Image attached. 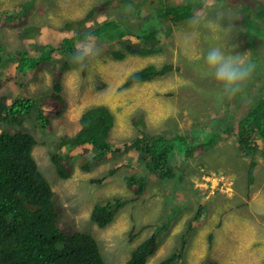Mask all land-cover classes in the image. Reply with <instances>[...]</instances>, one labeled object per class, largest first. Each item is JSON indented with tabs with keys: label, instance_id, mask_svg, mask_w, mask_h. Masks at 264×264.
I'll list each match as a JSON object with an SVG mask.
<instances>
[{
	"label": "rangeland",
	"instance_id": "1",
	"mask_svg": "<svg viewBox=\"0 0 264 264\" xmlns=\"http://www.w3.org/2000/svg\"><path fill=\"white\" fill-rule=\"evenodd\" d=\"M18 1L22 0H0V10L10 7L7 11L9 13ZM100 1L102 0H33L37 11L30 17V21L35 23V18L52 25L44 28V37L50 40L58 36L53 28L61 26L66 20L83 16L91 7L100 4ZM180 1L133 0L132 6L143 5L141 18L133 24L144 22L147 28H157V46L163 47L162 52L151 56H129L116 61L104 52L107 45L109 47L115 42L113 40L100 44L101 55L91 61L82 72H78L76 67L63 73L61 94L65 97L67 107L62 117L53 119V134L45 132L38 125L35 127L32 123H26L38 139L45 142L34 147L33 155L58 195L59 203L55 198L58 224L66 222L72 228H80L94 236L106 264H126L136 247L149 238L150 234L157 235V246L146 264H159L173 254L179 255V252L182 256L176 257V264H259L264 261V246L253 229L254 222L245 221L247 207L239 205L244 202V198L241 199L239 195L243 194L244 197L246 190L252 191L253 185L249 187L247 182L250 161L242 155L230 134L218 135L213 132L231 125L246 106L236 108L235 97L225 99L223 103L215 102L213 86L201 80L195 71V61L204 42L200 38H192L190 43H185L187 21L180 23L177 28L173 27L167 35L169 20L162 16L164 6ZM240 1L244 3L239 0H217L221 11L237 18L231 21L237 31L232 34L230 44L239 45L233 50V54L248 53L256 65L249 80L254 82L253 89L250 83L244 90L256 94L260 89L263 93L264 51L254 46L249 48L250 32L244 26L249 24L253 27L259 22L260 29L264 32V0H254L258 11L250 18L240 8L247 0ZM129 6L131 5L127 8ZM119 7L120 5H115L108 9L104 16L112 19L118 15H127ZM44 8L47 11L44 12ZM42 15H45V21ZM96 21L101 22L102 17H97ZM228 22L227 18L223 21L225 26ZM18 31L17 27H10L0 21V41L6 50H23L29 47L27 43L30 41L23 42L18 37ZM257 34L259 35L258 32ZM254 41L260 42L258 39ZM53 56L59 58L56 53ZM60 62L57 60L52 64L59 68ZM150 62L158 65L172 62L175 66H180L181 70L129 89L118 90L131 72ZM14 66V61L9 60L0 64V70L16 74ZM24 74L17 84H24L25 92L39 100L52 88L54 79L46 68L40 67ZM99 81L105 83L101 89L96 86ZM11 82L15 84L14 81ZM185 83L190 84V90L181 88L182 85L188 86ZM5 89L6 86L3 90ZM95 104H106L115 115V125L110 132V139L114 144H122L136 136L133 119L141 113L147 130L180 134L184 140H180L178 144L182 148L177 147L172 154L175 178L162 183V179L159 180L145 168L144 162L129 154L111 155L93 166L91 149L86 154L87 160L77 155L67 179L59 178L50 162L49 150L52 146L48 143L60 135L75 134L80 128L82 113ZM206 137L217 139V145L209 146L204 151L195 149L190 157L186 155L185 147L188 148ZM257 153L256 160L264 158L261 152ZM84 162L89 163L91 169H85ZM109 170L113 172L108 173ZM207 170L212 173L203 172ZM129 174H137L146 179L147 188L142 195H135L127 186L126 176ZM96 177L102 183L91 182V178ZM234 183L238 190L232 188ZM115 197L129 201L111 224L99 227L89 218L92 208ZM202 203L206 208L205 215L191 225L189 219L196 211L201 210L199 207L201 208ZM163 223L168 224L166 230L160 227ZM209 235H212V239Z\"/></svg>",
	"mask_w": 264,
	"mask_h": 264
},
{
	"label": "trees",
	"instance_id": "2",
	"mask_svg": "<svg viewBox=\"0 0 264 264\" xmlns=\"http://www.w3.org/2000/svg\"><path fill=\"white\" fill-rule=\"evenodd\" d=\"M100 2L83 16L66 20L61 26L53 28L58 36L50 40L44 37V28L52 25L35 18V23L30 21V17L37 11L33 0L18 1L9 13L7 11L10 7L0 10V21L10 27H17L18 37L23 42L30 41L27 43L29 47H25L26 50L15 51L6 50L0 41V64L13 60L16 72L9 74L13 72L0 70V264H106L94 236L80 228H72L66 222L61 221V224H58L59 214L55 206V198L59 203L58 195L33 155L34 147L45 142L40 141L26 124L32 123L35 127L38 125L45 132L53 134V119L62 117L67 107L65 97L61 94V78L64 72L77 67L71 62V56L76 44L85 34H93L99 44L115 40L109 47L107 45L104 52L116 61L129 56H151L163 51V47L157 46V28H147L144 22L133 24L141 18L143 5L132 6L133 0ZM239 2L244 3L240 0ZM246 2L240 8L247 18H250L258 10L254 0ZM199 3L200 0H181L176 4L164 6L162 16L169 20L167 35L173 27L177 28L180 23L187 21ZM127 4L131 6L127 8ZM115 5H120L119 8L127 15L108 19L104 13ZM43 11H47V8ZM42 16L45 21V15ZM97 17H102V21L97 22ZM244 29L250 32L249 48L254 46L264 51V32L260 29V23L253 27L247 24ZM54 53L59 55L58 59L53 56ZM57 60L61 61L59 68L52 64ZM40 67L46 68L54 79L52 88L45 92L48 94L41 100L29 92L26 93L24 84H17L18 79L25 75L24 72L35 71ZM179 70L180 66H175L172 62H164L161 65L150 62L131 72L118 90L154 81ZM250 83L253 89L252 81H248L245 88ZM185 84L188 86L182 85L181 88L190 90V84ZM96 86L101 89L105 83L99 81ZM243 93L245 94L241 98ZM263 93L260 89L256 94L243 90L234 99L236 108L246 106L243 112L239 113L240 116L238 114L231 125L213 131L218 135L230 134L242 155L248 157L250 167L256 163L257 152L264 156ZM115 121L114 113L106 104L88 107L80 117V128L75 134H63L48 143L52 146L49 157L55 174L59 178L67 179L71 175L77 155L87 160L86 154L91 149L93 166L111 155L129 154L144 162L145 168L159 180L162 179V183L175 178L172 154L177 147L182 148L178 144L180 140H184L180 134L147 130L144 115L141 113L133 119L136 136L122 144H114L110 139V132ZM36 131L39 132L38 129ZM216 142L217 139L214 140L213 137L202 138L188 148L185 147L186 155L190 157L195 149L204 151L209 146H216ZM83 167L91 169L92 166L84 162ZM112 172L113 170H109L108 173ZM203 172L212 173L211 170ZM91 182L102 183L97 177L91 178ZM126 184L137 196L142 195L147 188L146 179L137 174L127 175ZM128 201L115 197L100 202L94 205L89 218L104 228L112 223ZM200 206L201 210L196 211L189 219L191 225L205 215L204 203ZM160 227L166 230L168 224L163 223ZM209 238L212 239V235H209ZM156 246L157 235L150 234L149 238L136 247L126 264H146ZM181 256V252L179 255L173 254L159 264H176V257ZM259 264H264V261Z\"/></svg>",
	"mask_w": 264,
	"mask_h": 264
},
{
	"label": "clouds",
	"instance_id": "3",
	"mask_svg": "<svg viewBox=\"0 0 264 264\" xmlns=\"http://www.w3.org/2000/svg\"><path fill=\"white\" fill-rule=\"evenodd\" d=\"M225 18L229 21L227 26L223 23ZM233 20L237 18L221 11L217 0H200L187 20L185 43H190L192 38L204 42L195 61V71L201 80L213 86V99L218 104L242 93L256 70L248 53L233 54L239 46L230 44L232 34L237 31L231 23ZM101 53L97 38L88 33L76 44L71 62L82 72Z\"/></svg>",
	"mask_w": 264,
	"mask_h": 264
},
{
	"label": "crops",
	"instance_id": "4",
	"mask_svg": "<svg viewBox=\"0 0 264 264\" xmlns=\"http://www.w3.org/2000/svg\"><path fill=\"white\" fill-rule=\"evenodd\" d=\"M255 161L256 163L252 167L249 164L247 170L249 175L247 182L249 187L253 185L252 191L246 190L244 197L243 194L239 195L241 199L244 198V202L239 205L247 207L248 211L245 214V221L254 222L253 229L258 234L257 236L260 237L261 245L264 246V158L259 157ZM232 188L238 190L235 187V183Z\"/></svg>",
	"mask_w": 264,
	"mask_h": 264
},
{
	"label": "built area",
	"instance_id": "5",
	"mask_svg": "<svg viewBox=\"0 0 264 264\" xmlns=\"http://www.w3.org/2000/svg\"><path fill=\"white\" fill-rule=\"evenodd\" d=\"M229 183H231V182H229Z\"/></svg>",
	"mask_w": 264,
	"mask_h": 264
},
{
	"label": "bare ground",
	"instance_id": "6",
	"mask_svg": "<svg viewBox=\"0 0 264 264\" xmlns=\"http://www.w3.org/2000/svg\"><path fill=\"white\" fill-rule=\"evenodd\" d=\"M97 224V223H96Z\"/></svg>",
	"mask_w": 264,
	"mask_h": 264
}]
</instances>
